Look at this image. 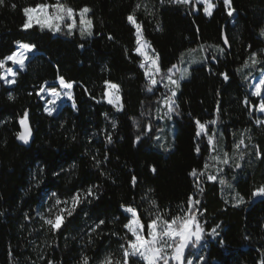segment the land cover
I'll return each mask as SVG.
<instances>
[{
    "label": "trees",
    "instance_id": "1",
    "mask_svg": "<svg viewBox=\"0 0 264 264\" xmlns=\"http://www.w3.org/2000/svg\"><path fill=\"white\" fill-rule=\"evenodd\" d=\"M44 2L56 0H4L0 6V60L15 52L18 42L35 45L25 70L17 72V82L7 86L0 81V264H82L84 256L89 264H100L109 253L119 258L120 245L131 239L122 205L136 208L146 235L157 210L171 219L187 210L189 196L200 200L204 213L202 264H261L264 197H253L252 191L264 185V126L255 124L264 98L251 95L241 70L252 52L260 56L264 50V0H232L234 18L227 15L223 0L213 1L211 17L194 1L184 6L167 0H63L76 11L85 6L92 10L93 36L84 38L79 31L68 36L38 27L22 30V9ZM137 3L142 6L134 14L162 72L178 65L181 53L201 45L206 49L204 62L191 67L189 79L177 91L179 114L173 116L174 142L168 151L154 144L156 109L164 93L161 88L146 90L135 54V29L126 19ZM209 45L224 51L214 53ZM57 76L73 82V100L49 116L37 92ZM106 81L118 86L119 112L104 101ZM9 94L15 99L10 101ZM26 110L32 135L21 145L17 133ZM213 119L227 148L248 129L245 142L250 135L251 145L262 153L256 159V148L244 149L247 155L233 181L246 201L239 207L225 203L219 186L207 179L199 185L203 192L196 194L190 175L193 169L204 170L209 154L205 138L196 136L195 121ZM89 188L95 195L86 197ZM50 191L62 201L77 193L82 199L72 216L65 213L55 233L34 217ZM153 199L156 208L150 205ZM217 225L218 235L208 236Z\"/></svg>",
    "mask_w": 264,
    "mask_h": 264
},
{
    "label": "snow or ice",
    "instance_id": "2",
    "mask_svg": "<svg viewBox=\"0 0 264 264\" xmlns=\"http://www.w3.org/2000/svg\"><path fill=\"white\" fill-rule=\"evenodd\" d=\"M165 0H161V3H164ZM191 0H167V3L171 5H189ZM196 3L203 4V12L206 16L211 17L213 10L216 7V4L212 0H196ZM4 0H0V6H3ZM223 5L228 16H232L235 9L232 5V0H223ZM141 3H137L132 14H129L126 19L127 22L135 29V54L142 57L139 67L144 70L146 85L145 88L148 92H153L157 85L162 84L166 89L167 95H165L159 101V108L166 109L162 113L164 117L168 119L172 118V115L179 114L178 106L176 104L175 97L177 96V91L180 88V81L187 78L189 75L188 68L183 69L179 68L177 64H172L171 67L167 69L166 74L162 72V68L159 61V56H150L148 49L151 45L143 37V30L140 23L137 22L135 12L141 8ZM13 8L16 6L13 4ZM146 7V6H145ZM195 7V5H193ZM92 10L85 6L78 11L74 10L63 0H56L55 3H37L35 6H27L22 9L25 20L21 26L22 30L27 31L33 27H38L41 31H49L52 33H61L68 36H72L74 31H79L81 38L93 36V20L88 16ZM148 14H151V11L148 10ZM79 17V22L77 24L76 17ZM159 30V29H158ZM261 35L264 36V30L261 31ZM109 39H112L109 36ZM228 41L225 38V44ZM209 47H213L209 45ZM35 45L29 43H20L18 42V50L13 52L11 55L6 56L3 60H0V68H3L7 61H10L13 65H18L19 70L22 72L25 70V62L28 59V53H31ZM201 50L204 49V46L201 45ZM154 51V50H153ZM189 52L195 51L194 49H189ZM218 53H223L224 49L217 48ZM184 53H181L180 63H184ZM258 54L252 52L250 56L251 65L249 60H245L243 68H249L250 66H255L261 61L257 58ZM199 61L195 58L190 60V63L195 64ZM178 72V78H174L175 73ZM225 81L229 79L227 73H221ZM7 76H11L12 79H8ZM17 73L11 69L7 70V74L0 73V81H3L6 85H14L16 81ZM159 77V79H157ZM245 80L248 79L247 76L244 77ZM57 81L62 89L68 91L60 92L57 91L55 87H50L46 89L43 85L40 88V91L37 92V95H40L41 92L47 91L48 95L52 98L47 103L49 105H56V102L61 100L62 97H66L67 100H73V95L71 89L73 88V82H67L62 76H57ZM106 90L103 95L107 100V103L111 105L117 112L122 110L121 98L118 95L119 89L116 84L105 82ZM254 91L251 93L254 97H259L264 90V74H262L259 82L254 86ZM31 95V93H29ZM8 99L14 100L15 97L9 94ZM244 103L247 105L248 100L245 99ZM73 107L75 105L73 104ZM159 108L157 109L159 111ZM55 107H45V111L49 116L55 111ZM251 110V109H250ZM258 111L264 113V104H261L258 108ZM158 119L160 117H157ZM255 123L260 126L264 125V120L257 119ZM22 130L17 133V139L22 141L24 144L29 142V137L31 136V130L28 126V112H24L23 117L19 120ZM196 124V136L199 138L202 136H207L208 152L209 159L215 161L217 165L221 167L216 168V174H207V180L209 182H219V184L227 189H232V184L220 176L221 173L225 172V166L229 168L240 169L241 163L245 159L247 153L244 149H248L249 146L256 148L255 158L261 159L262 153L259 148L255 145H251V136H247L248 143L245 142V134L249 131L245 129L241 133L240 139L233 145V154L230 155L228 151L218 146V143L215 139V128H213V135H208V124L215 126L217 120L213 119L206 123H202L199 120L195 121ZM134 127H138V124L134 123ZM113 129L116 128V123H112ZM146 132L151 131V126L149 125L146 129ZM108 141L111 142V136L107 137ZM140 137H137L139 141ZM159 139V137H157ZM161 147H164L161 145ZM167 150V149H165ZM197 153L200 154L199 146L196 149ZM216 153V155H212ZM222 153V156L221 154ZM235 160L234 167L232 161ZM99 165L100 161H96ZM210 164L206 161L203 165V169L208 170ZM155 172V169H152ZM192 177L196 178V186L200 192H203V188L199 187L202 181L200 177L205 175L204 171L197 172L196 169H193L190 172ZM219 177V179H218ZM133 185L136 183V178L132 179ZM152 190L149 189V192ZM53 197L57 196V193L53 192L51 194ZM94 192L91 188L88 189L86 197L94 196ZM253 197H264V185L256 188L252 191ZM85 197V198H86ZM232 200L235 201L233 207H238L239 205L244 204L245 197L240 193L236 192L232 196ZM82 202L81 195L79 193L71 196L70 204L68 201H62L57 198L52 207H49L47 211L50 215L45 216L40 214V218L43 220L44 225L48 226L49 229L55 233L58 231L65 219V213L67 216H72L76 208ZM225 203H228L226 200ZM64 205L60 207V205ZM200 204V200L194 199L192 196H189L187 210L182 211L181 214L173 216L171 219L165 218L159 210L154 214L155 218L150 220L146 226V235H145V225L143 224L138 211L135 207L124 206L122 209L125 213L129 214L130 218L126 217L127 223L124 224L126 229V234H130L131 239L127 240L126 245H120L122 250V255L119 258H115L113 254L109 253L103 260L100 261V264H193L192 259L186 260V250L189 248L196 249L198 245L201 244L205 236L204 225L199 221L198 216L203 215L204 213L200 211L196 206ZM150 205L153 208L157 207V202L153 199L150 201ZM53 209H56L53 211ZM28 219V217H26ZM104 223V221H100ZM99 225H97L98 227ZM220 226L217 225L210 232L207 233L208 236L218 235L217 229ZM95 229H93L94 231ZM40 259L43 260L44 257L40 256ZM200 260L203 261V257H200ZM48 264H54L52 260L48 261ZM82 264H89V258L84 256L82 258ZM264 264V261L261 262Z\"/></svg>",
    "mask_w": 264,
    "mask_h": 264
},
{
    "label": "rangeland",
    "instance_id": "3",
    "mask_svg": "<svg viewBox=\"0 0 264 264\" xmlns=\"http://www.w3.org/2000/svg\"><path fill=\"white\" fill-rule=\"evenodd\" d=\"M191 1H194L196 3V0H191ZM213 1L214 0H212V2ZM197 4H200V3H197ZM200 5L203 6V4H200ZM206 17H209V16H206ZM232 18H234V14L232 15ZM76 19H77V24H78L79 17L77 16ZM211 48H212L211 51H213L214 53H218L216 51V49L219 48V47H211ZM17 50H18V47H17V49L15 51H17ZM148 53H149L150 56H155L154 52L150 48L148 49ZM184 54H185L184 55V63L181 64L180 63V59H179L178 67L181 68V69L187 67L188 68L189 75L187 76V78L181 80L180 83L183 82V81H185V80H187V79H189L191 67L196 66V65H199V64L203 63L204 60H205V56H204V53L201 50V48H197L193 52L187 51ZM27 55H28V59H29V57L32 55V52L31 53H28ZM193 58L197 59L199 62L198 63H195V64L190 63V60L193 59ZM257 58L261 61L260 63L262 65L259 63L260 66H258V68L256 69V72H254V66H250L249 68H243L241 70L242 71L241 72L242 75L244 77L245 76L248 77L247 81L249 83L250 93H252L254 91V87L253 86L256 83L259 82V79L261 78L262 74H264V50L260 52V56H258ZM27 60H26V62H27ZM141 60H142V57H140V62H141ZM26 62H25V65H26ZM249 64L251 65L250 59H249ZM8 69H11L12 71H14L16 73L18 71H20L19 70V66L18 65H13L10 61H7L5 63V65L3 67V70H2V73L3 74H7V70ZM143 72H144V70H143ZM178 76H179V73L176 72L174 78H178ZM7 78L8 79H12L11 76H7ZM157 79H159V77H157ZM7 86H11V85H7ZM44 87L46 89H48L50 87H55L57 89V91H60L62 93L65 92V91H68L66 89H62L60 87L58 81L54 82L51 85H44ZM105 87H106V85H105ZM156 88H161L162 89V91L164 93V95L162 96V98L165 95L169 94V93H167L166 89L163 87L162 84L157 85ZM118 95H119V92H118ZM39 97H40V99L43 102V112L46 113V114H47V112L45 111V107L46 106L47 107H55L56 110L53 112V114H55L61 105L65 104V103H72V100L69 101V100H67L66 97H62L61 100H59V101L56 102V105L55 106L49 105L47 102L50 99H52V98L48 95L47 91L41 92L40 95H39ZM258 98L260 100H262L264 98V90H262V94ZM175 99H176V97H175ZM104 101H105L106 104H108L105 97H104ZM259 106H258V108H259ZM158 108H159V103H158L157 109ZM258 108H257L258 119L264 120V113L258 111ZM157 109H156V115H155V120H156V124H157V132H156V135H155V138H154V144H155V147L157 149L164 150V151H168V150H171L172 149L173 142H174V131H175V121H174V118H173L174 114L172 115V118L171 119H168L167 117H164L162 115V113L164 111H166V109L159 108V111ZM157 117H160V118L158 119ZM260 126H264V125H260ZM213 128H215V139H216V141L218 143V146L221 147V148H223L224 150L228 151L229 154L232 155L233 154V145H234L235 142H237V140L236 139H234V140L231 139V146L229 148H227V143H226V140H225L224 136L222 135L221 129H218L216 125L213 126L211 124H208V135H213ZM157 137H159V139H157ZM201 137H204L205 140L207 141V136H204L202 134ZM161 145H163L164 147H161ZM165 149H167V150H165ZM220 154L222 156V153H220ZM212 155H216V153H212ZM207 162L210 164V168L208 170H205V169L203 170L205 172V175L202 176V177H200V180L201 181L206 180L207 179V174H209V173L216 174V168L221 167V165H217L215 163V161H212V160L209 159V154H208ZM234 163H235V160L232 161L233 167H234ZM238 173H239V169L233 170V168H229V167H226L225 166V172L224 173H221L220 176H222L224 179H226L228 182H230L232 184V186H233V181L239 175ZM193 178L196 180L195 177H193ZM218 179H219V177H218ZM215 183L219 186V189L221 191V196L224 199V201L227 200L228 201L227 204L233 206V204L235 203V201L232 200V196L236 193L234 187H232V189L224 188V187H222L219 184L218 180ZM198 191H199V189H198V187H196V194L198 193ZM52 193H53L52 191L45 193V195L43 196V198L40 201L39 205L34 210V217L36 219H38L40 222H43V220L40 218V214H44L45 216L50 215V213L47 211V209L49 207H52L54 205V203H55V200L57 199V197H53L51 195ZM68 202L70 204V200ZM242 205H239V206H242ZM63 206H64L63 204L60 205V207H63ZM196 207L198 208V205ZM55 210L56 209H53V211H55ZM125 214H127V213H125ZM127 215L129 216V214H127ZM201 217H202V215L201 216H198V219H199L200 222H201ZM129 218H130V216H129ZM203 247H204V245H203V240H202L201 244L198 245V247L196 249L189 248L188 250H186V260L187 259H192L193 260V264H202L203 261L200 260V257H203V259H204V256H203Z\"/></svg>",
    "mask_w": 264,
    "mask_h": 264
},
{
    "label": "water",
    "instance_id": "4",
    "mask_svg": "<svg viewBox=\"0 0 264 264\" xmlns=\"http://www.w3.org/2000/svg\"><path fill=\"white\" fill-rule=\"evenodd\" d=\"M28 126H29V124H28ZM29 128H30V126H29ZM21 130H22V128H21V125H20V131H21ZM30 130H31V128H30ZM31 135H32V130H31ZM30 138H31V136L29 137V141H30ZM17 141H18V143L21 144V145H27V144L29 143V142H28L27 144H24L22 141H20V140H18V139H17Z\"/></svg>",
    "mask_w": 264,
    "mask_h": 264
}]
</instances>
